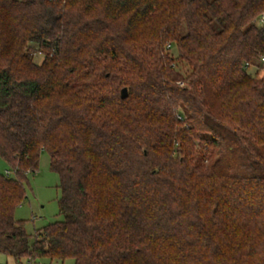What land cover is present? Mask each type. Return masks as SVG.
<instances>
[{
	"label": "trees",
	"instance_id": "1",
	"mask_svg": "<svg viewBox=\"0 0 264 264\" xmlns=\"http://www.w3.org/2000/svg\"><path fill=\"white\" fill-rule=\"evenodd\" d=\"M262 14L264 0H0V254L264 264ZM44 150L64 220L32 237L15 211Z\"/></svg>",
	"mask_w": 264,
	"mask_h": 264
},
{
	"label": "rangeland",
	"instance_id": "2",
	"mask_svg": "<svg viewBox=\"0 0 264 264\" xmlns=\"http://www.w3.org/2000/svg\"><path fill=\"white\" fill-rule=\"evenodd\" d=\"M43 59L44 55L39 53L35 54L34 61L36 64H41ZM255 71H257L255 68L250 70L252 74ZM259 76H264V70L260 72ZM112 82L115 85V82ZM180 84L184 85L183 83ZM9 170L10 167L0 156V173L6 174ZM24 186L27 196L24 202L17 207L15 218L16 220L25 222V228L28 234L33 237L37 230L64 220L59 210V200L61 198L60 177L51 171L50 157L47 151L44 150L41 152L38 171L28 174ZM22 263L30 264L27 260H23ZM0 264L17 263L12 258L0 254ZM31 264H61V262L54 261L51 263L50 260L42 259ZM64 264L75 263L72 259H68Z\"/></svg>",
	"mask_w": 264,
	"mask_h": 264
},
{
	"label": "water",
	"instance_id": "3",
	"mask_svg": "<svg viewBox=\"0 0 264 264\" xmlns=\"http://www.w3.org/2000/svg\"><path fill=\"white\" fill-rule=\"evenodd\" d=\"M128 96H129L128 89H127V88H123V89L121 90V98H122V99H126Z\"/></svg>",
	"mask_w": 264,
	"mask_h": 264
},
{
	"label": "built area",
	"instance_id": "4",
	"mask_svg": "<svg viewBox=\"0 0 264 264\" xmlns=\"http://www.w3.org/2000/svg\"><path fill=\"white\" fill-rule=\"evenodd\" d=\"M260 23H262V24L264 23V14H262L260 17ZM262 61H264V58L262 59Z\"/></svg>",
	"mask_w": 264,
	"mask_h": 264
}]
</instances>
